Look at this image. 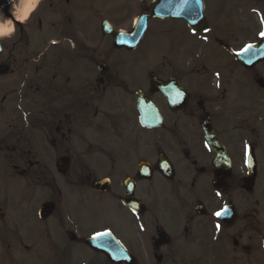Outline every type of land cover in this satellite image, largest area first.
<instances>
[{"label":"flooded vegetation","instance_id":"1","mask_svg":"<svg viewBox=\"0 0 264 264\" xmlns=\"http://www.w3.org/2000/svg\"><path fill=\"white\" fill-rule=\"evenodd\" d=\"M16 2L0 264H264V0Z\"/></svg>","mask_w":264,"mask_h":264},{"label":"bare ground","instance_id":"2","mask_svg":"<svg viewBox=\"0 0 264 264\" xmlns=\"http://www.w3.org/2000/svg\"><path fill=\"white\" fill-rule=\"evenodd\" d=\"M37 1L38 0H20L19 8L17 10V13L14 15V20L17 23H23L26 20V18L28 17L29 13L34 8ZM0 25L11 26V24L9 22H7L5 24L0 23ZM11 29H12V27H11ZM10 33L11 32H9L7 35L0 34V38L8 36Z\"/></svg>","mask_w":264,"mask_h":264},{"label":"rangeland","instance_id":"3","mask_svg":"<svg viewBox=\"0 0 264 264\" xmlns=\"http://www.w3.org/2000/svg\"><path fill=\"white\" fill-rule=\"evenodd\" d=\"M4 1V3H5V6L6 5H10V7L8 8V11H11V12H14L15 10H13V9H11V6H14L15 8L17 7V0H3ZM113 1V3H121V5L122 6H120V8H122V7H127V8H131V5H130V3H129V0H112ZM125 4V5H124ZM112 6H111V4L109 5V13H112L113 14V11L114 10H112ZM0 10H2V9H0ZM4 13H6V8L4 9V10H2ZM9 36V35H8ZM0 39H2V38H0Z\"/></svg>","mask_w":264,"mask_h":264},{"label":"snow or ice","instance_id":"4","mask_svg":"<svg viewBox=\"0 0 264 264\" xmlns=\"http://www.w3.org/2000/svg\"><path fill=\"white\" fill-rule=\"evenodd\" d=\"M11 31H12V29H10L9 26L0 25V34H8ZM261 36L264 37V32L261 33ZM215 215L220 216L221 213L216 212ZM106 235H108L107 232L98 234V236H106ZM93 238L95 239L96 237H93Z\"/></svg>","mask_w":264,"mask_h":264},{"label":"water","instance_id":"5","mask_svg":"<svg viewBox=\"0 0 264 264\" xmlns=\"http://www.w3.org/2000/svg\"><path fill=\"white\" fill-rule=\"evenodd\" d=\"M120 37V36H119ZM141 37V34L140 35H137V34H135V35H131L129 38L130 39H134V40H139V38ZM115 44H118V42H116V40L114 41V45Z\"/></svg>","mask_w":264,"mask_h":264},{"label":"clouds","instance_id":"6","mask_svg":"<svg viewBox=\"0 0 264 264\" xmlns=\"http://www.w3.org/2000/svg\"><path fill=\"white\" fill-rule=\"evenodd\" d=\"M9 28L11 29V26H9ZM3 35H7V34H3Z\"/></svg>","mask_w":264,"mask_h":264}]
</instances>
